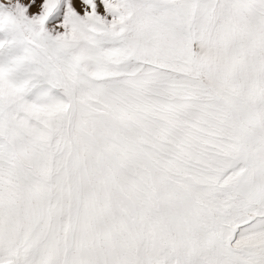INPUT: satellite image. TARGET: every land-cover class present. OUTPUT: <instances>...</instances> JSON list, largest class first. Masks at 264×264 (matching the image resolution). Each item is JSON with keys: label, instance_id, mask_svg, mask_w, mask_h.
Segmentation results:
<instances>
[{"label": "snow or ice", "instance_id": "6c2138e0", "mask_svg": "<svg viewBox=\"0 0 264 264\" xmlns=\"http://www.w3.org/2000/svg\"><path fill=\"white\" fill-rule=\"evenodd\" d=\"M0 264H264V0H0Z\"/></svg>", "mask_w": 264, "mask_h": 264}]
</instances>
